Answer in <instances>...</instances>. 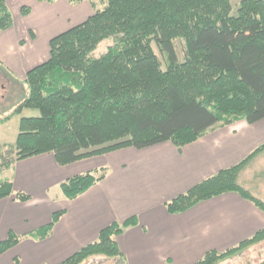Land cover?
<instances>
[{"label":"trees","instance_id":"1","mask_svg":"<svg viewBox=\"0 0 264 264\" xmlns=\"http://www.w3.org/2000/svg\"><path fill=\"white\" fill-rule=\"evenodd\" d=\"M99 1L103 8L96 6ZM91 3L94 13L53 37L49 59L27 73L29 93L12 114L30 108L40 115L23 116L15 143H0V173L19 160L48 152L66 165L128 146L171 141L182 148L215 127L264 118V0H241L236 14L232 0ZM21 11L28 14L30 8ZM12 24V11L6 0H0V31ZM108 38H113V45L94 57L93 51ZM180 39L185 42L183 58L175 43ZM262 150L264 144L169 201V211L181 212L231 191L264 210V201L238 182L241 171ZM105 176L104 170L79 174L62 182L61 189L73 199ZM11 194L20 200L30 198L15 192L8 178L1 180L0 198ZM60 214L30 236L47 237ZM136 223V217L112 223L97 241L60 264H80L98 255L125 260L116 236ZM262 239L264 227L225 251L207 252L195 264H217ZM20 240L11 232L0 241V255Z\"/></svg>","mask_w":264,"mask_h":264},{"label":"crops","instance_id":"2","mask_svg":"<svg viewBox=\"0 0 264 264\" xmlns=\"http://www.w3.org/2000/svg\"><path fill=\"white\" fill-rule=\"evenodd\" d=\"M13 24L0 31V73L19 87L7 113L28 94L27 73L50 57V41L94 13L91 0H6ZM29 7L24 14L22 7ZM99 7V5H96ZM10 120V119H9ZM9 121L3 124H8ZM264 144V118L218 126L178 148L171 141L150 147L128 146L60 165L53 153L15 162L7 171L15 192L0 198V241L11 232L21 240L0 255V264H60L98 240L102 229L136 217L137 223L116 236L125 260L119 264H195L211 251H225L264 227V210L231 191L177 213L167 203L192 187L238 164ZM106 176L70 199L65 180L86 172ZM239 184L264 201V150L239 174ZM51 233H30L51 223Z\"/></svg>","mask_w":264,"mask_h":264},{"label":"rangeland","instance_id":"3","mask_svg":"<svg viewBox=\"0 0 264 264\" xmlns=\"http://www.w3.org/2000/svg\"><path fill=\"white\" fill-rule=\"evenodd\" d=\"M241 0H232L233 3V14L237 13V9L239 6ZM98 5L100 6L99 8H103L104 2L99 1ZM114 40L113 38H108L102 41L98 47L93 51V56L94 57H100L102 54H104L108 47L110 45H113ZM176 47L177 51L179 52V57L183 58L184 56V50H185V42L184 40L180 39L177 40L176 42ZM153 48L156 51V53L161 57L163 60L164 67L166 65L163 56L160 53L159 47L156 45V43H153ZM19 87L18 82H13L10 78L6 77L5 75H2L0 73V113H2L5 108H9L13 102V99L17 96L11 93L9 91H12L11 89H15L16 87ZM28 93H29V88H28ZM28 95V94H27ZM20 101L17 106L21 103ZM16 106V107H17ZM15 107V108H16ZM15 109L3 113L0 116V120L6 118L7 116L13 115V111ZM40 115V111L38 109H30V108H25L22 113L20 114H14L9 121L8 124L0 125V143L1 144H13L16 141L17 134L19 132V123L20 119L23 116H38ZM4 121V122H6ZM2 122L1 124H3ZM246 168V167H245ZM244 168V169H245ZM243 169V170H244ZM242 170V171H243ZM241 171V172H242ZM9 171H3L0 173V181L4 180L8 177ZM116 258H110L106 257L103 255H98V256H92L80 264H119ZM264 261V239L260 240L256 244L240 251L239 253L224 259L223 261L217 263V264H259Z\"/></svg>","mask_w":264,"mask_h":264}]
</instances>
